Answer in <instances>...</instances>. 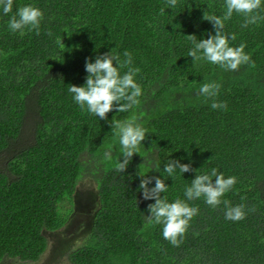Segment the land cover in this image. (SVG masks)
Returning a JSON list of instances; mask_svg holds the SVG:
<instances>
[{"label": "trees", "instance_id": "trees-1", "mask_svg": "<svg viewBox=\"0 0 264 264\" xmlns=\"http://www.w3.org/2000/svg\"><path fill=\"white\" fill-rule=\"evenodd\" d=\"M26 5L43 13L39 34L8 27ZM225 12V0H178L175 8L167 0H14L12 12L0 9V264L40 261L46 232L66 227L85 180L97 192L92 224L59 264H264V20L244 28L234 12L225 21L224 33L236 35L229 45L246 44L254 66L229 71L205 60L193 65L187 55L188 35L215 34L204 13ZM125 50L141 70L139 103L107 120L82 110L68 85L85 84L86 59L111 51L123 60ZM213 81L221 84L213 99L226 109L199 94ZM133 116L148 139L120 173L111 123ZM169 159L194 171L169 176ZM213 168L237 178L221 199L245 205L246 218L227 220L223 203L214 209L203 197H185L196 174ZM140 176L161 177L169 202L198 207L179 247L164 239L162 225L147 222L155 200L143 199Z\"/></svg>", "mask_w": 264, "mask_h": 264}, {"label": "clouds", "instance_id": "clouds-1", "mask_svg": "<svg viewBox=\"0 0 264 264\" xmlns=\"http://www.w3.org/2000/svg\"><path fill=\"white\" fill-rule=\"evenodd\" d=\"M14 0H0V9L7 15L12 12ZM178 0H167V6L175 8ZM226 12L223 17L208 15L204 13L203 19L212 23L215 34H209V38L198 40L196 35H188L187 39L192 42L193 47L188 52V57L193 58V65L201 60L211 64L219 65L229 71H236L242 64H251L249 54L244 49L246 44L241 43L238 47L229 45V39L235 40L236 35L231 37L224 33L225 21L231 19L233 13L244 17L241 25L246 28L250 24H258L264 20L259 10L262 0H225ZM165 9H161L163 15ZM42 11L31 5L19 7L16 14L11 17L8 27L12 32L28 28L39 34ZM51 35V33H49ZM124 59L113 52H107L95 57V61L89 57L85 62L87 77L83 86L68 85V91L73 95V100L79 107L97 116L99 119L107 120L108 113L117 110L124 113L139 103L138 97L142 95V89L136 82L135 77L141 71L138 67L132 66V54L127 50L123 53ZM127 71L121 75L120 69ZM221 84L217 82L204 83L199 94L213 99L219 95ZM212 109L227 108L225 102H217L213 99ZM112 128L115 129L121 145L123 162L118 161L116 171L123 173L128 168L133 155L138 153L142 141L148 139L147 130L137 123V117L133 116L124 121H114ZM104 158L112 160L111 149L105 151ZM180 173L192 172L191 164L181 163L178 159H169L164 165L163 171L173 176L176 170ZM139 190H142L144 200H155V203L148 204L147 211L150 215L145 216L148 223H155L163 226V237L173 246L179 247L182 239L190 227V221L198 214V207L190 206L185 200L177 198L169 202L168 198L161 194L168 190V185L159 176H140ZM213 177L215 179L213 180ZM155 180V186L149 184ZM237 183L234 176L225 178L223 174L213 168L210 173L196 174L190 186H186L184 195L187 200H196L201 197L212 208H217L221 203L225 206V219L240 221L246 218L245 205L231 206L227 200L222 201L225 193L230 191ZM255 212L253 207L249 209Z\"/></svg>", "mask_w": 264, "mask_h": 264}, {"label": "rangeland", "instance_id": "rangeland-1", "mask_svg": "<svg viewBox=\"0 0 264 264\" xmlns=\"http://www.w3.org/2000/svg\"><path fill=\"white\" fill-rule=\"evenodd\" d=\"M74 211L65 228L54 232H46L50 246L38 262L12 260L9 264H59L64 262L66 252L82 243L92 224L93 210L97 202L95 185L85 180L76 192Z\"/></svg>", "mask_w": 264, "mask_h": 264}]
</instances>
